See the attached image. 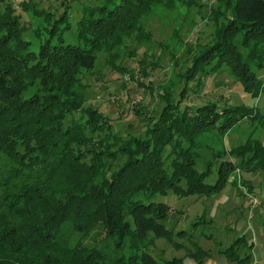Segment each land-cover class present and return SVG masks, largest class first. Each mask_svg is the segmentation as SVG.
Instances as JSON below:
<instances>
[{
  "label": "trees",
  "instance_id": "obj_1",
  "mask_svg": "<svg viewBox=\"0 0 264 264\" xmlns=\"http://www.w3.org/2000/svg\"><path fill=\"white\" fill-rule=\"evenodd\" d=\"M216 2L86 0L74 43L64 37L72 29L70 5L57 14L22 0L26 13L47 22L49 36L34 52L23 39L15 2L0 0V264H162L150 247L160 238L173 242L174 228L167 225L170 206L156 195L219 191L234 165L223 152L199 170L193 159L200 133H224L243 119L257 126L264 116L245 104L185 102L189 81L225 68L245 92L260 95L264 0ZM219 2L225 24L189 62L178 94L158 92L164 106L159 115L144 116V133L115 128L100 108L87 104L83 74L94 71L103 52L113 70L122 71L118 50L129 39L145 38L141 21L155 6H198L201 13L209 5L220 13ZM252 133L232 154L243 171L264 173V143ZM163 261L184 264L181 257Z\"/></svg>",
  "mask_w": 264,
  "mask_h": 264
},
{
  "label": "rangeland",
  "instance_id": "obj_2",
  "mask_svg": "<svg viewBox=\"0 0 264 264\" xmlns=\"http://www.w3.org/2000/svg\"><path fill=\"white\" fill-rule=\"evenodd\" d=\"M12 1L15 2L16 13L21 14V26L25 28L23 39L30 43L28 50L39 52L49 36L47 22L26 13L19 5L22 0ZM85 1L35 0L39 7L57 14L71 6L68 11L72 29L65 32L64 37L74 43L78 42L77 22L83 16L82 2ZM202 7L203 18L198 6H155L141 21L145 38L140 42L136 38L129 39L128 45L118 50L119 57L115 63L122 71L113 70L110 57L103 52L94 71L83 74L87 84V104L100 108L115 128L120 127L133 134L144 133L148 121L144 116L155 117L164 106L158 92L166 88L178 94L184 86L185 78L182 76L189 62L201 53L212 37L218 35L222 23L225 24V4L218 3L220 13H214V7L209 5ZM259 74L262 84L258 98L245 92L230 70L225 68L189 81L185 102L189 105L216 102L220 107L245 104L264 113V69ZM34 90L32 88L27 96ZM141 107L145 109L144 115L136 112ZM262 118L257 126L250 119H243L224 133L217 129L200 133L198 157L193 159L199 170L209 160L218 162L221 158L216 155L223 152L234 165L229 181L219 191L185 194L170 190L156 195L157 201L170 206L167 225L174 228L173 242L160 238L150 247L162 264L164 259L173 257L184 258V264H264V173L243 171L238 158L232 154V148L245 142L254 130V137L264 143V116ZM207 181L215 184L217 174L211 175ZM85 241L95 240L87 238ZM188 252L195 253L197 257L189 256Z\"/></svg>",
  "mask_w": 264,
  "mask_h": 264
}]
</instances>
